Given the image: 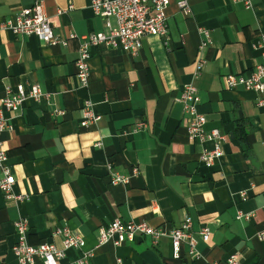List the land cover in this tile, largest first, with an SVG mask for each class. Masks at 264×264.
<instances>
[{
    "label": "crops",
    "instance_id": "crops-1",
    "mask_svg": "<svg viewBox=\"0 0 264 264\" xmlns=\"http://www.w3.org/2000/svg\"><path fill=\"white\" fill-rule=\"evenodd\" d=\"M41 1L52 34L66 44L0 32V98L18 84L41 92L38 101L28 98L3 112L11 125L1 139L13 192L28 197L15 202L0 191V264H18L10 247L19 218L28 223L31 245L62 248L61 236L52 233L57 227L80 234L82 249L93 252L86 264H114L116 256L123 264H226L231 255L236 264H264V107L256 105L255 91L225 82L229 74L247 76L261 62L251 43L264 33V0H253L250 9L233 0H189L187 15L170 0L167 46L146 35L135 56L104 44L91 47L86 87L75 76L77 37L103 31L104 20L91 0ZM33 2L0 0V21ZM199 28L210 38L201 50ZM199 55L205 65L194 77ZM188 83L198 91L206 129L226 137L211 166L199 161V152L212 143L187 137L179 96ZM87 100L99 119L82 126ZM137 123L144 127L133 131ZM110 169L126 182L112 184ZM238 212L249 219H237ZM185 216L193 233L210 229L196 244L197 258L186 246L173 258L166 237L155 247L142 236L117 247L96 246L98 229L114 217L168 231ZM79 254L67 249L59 264H75Z\"/></svg>",
    "mask_w": 264,
    "mask_h": 264
},
{
    "label": "built area",
    "instance_id": "built-area-1",
    "mask_svg": "<svg viewBox=\"0 0 264 264\" xmlns=\"http://www.w3.org/2000/svg\"><path fill=\"white\" fill-rule=\"evenodd\" d=\"M241 3L246 9L252 7L253 0H233ZM170 0H91L90 8L93 13L104 20V30L100 32L87 33L78 36L79 48L74 61L75 76L79 83L86 87L88 84L89 69L87 61L90 58V48L104 44L110 47H118L123 52L132 56L138 54L141 46V38L146 35H156L163 39L164 45L168 44L166 8ZM177 7L184 13H190L189 0H176ZM61 10L58 9L57 13ZM9 31L12 34L34 35L48 45L66 44L65 40L52 34L51 22L45 13L41 0H34L29 7L21 8L13 17L0 21V32ZM204 39L199 44V50L210 43L208 31L199 28ZM76 35H70L74 38ZM251 47L259 51L261 62L255 64L252 71L244 76L242 74H229L225 82L227 88L243 87L257 93L256 105L264 107V33L251 43ZM205 65V60L200 55L195 62L194 77H197ZM41 92L38 86L33 85L25 89L18 84L14 89L6 87L0 98V191L5 198L15 202L22 201L28 196L15 194L13 184L15 177L7 165V152L1 139V134L9 131L11 125L4 117V111H15L19 109L26 99L32 98L38 101ZM182 103V112L186 120V131L189 141L203 145L205 142L212 143L211 148L202 147L199 152V161L206 166H211L223 154L221 142L226 137L218 129H206V118L197 109L200 97L196 87L192 83L184 84L179 96ZM82 126H87L99 119L92 111L90 101H85L82 109ZM144 127V123H137L133 131ZM136 173V169L133 170ZM126 177L118 175L110 169V182L112 184L126 182ZM249 214L238 212L237 219H249ZM192 220L185 216L178 226L164 231L159 227L151 226L145 220H127L114 217L105 227L98 229L96 246L110 243L114 247L126 242H133L136 237H147L151 246H157L161 238L169 239L173 258H179L181 249L186 246L190 255L197 258L196 244L198 240H206L210 229L206 225L200 227L195 233L191 231ZM16 240L10 247V252L17 258L18 264H59L60 259L65 256L67 249L79 251L75 264H86L92 256V250H84V239L77 232L68 227H57L52 232L61 236L62 248H57L53 243L42 242L31 245L28 242L29 226L25 219L19 218L14 222ZM264 238V233L260 234ZM114 264H123L120 257L114 258ZM206 264H217L207 262ZM226 264H236V256L227 258Z\"/></svg>",
    "mask_w": 264,
    "mask_h": 264
},
{
    "label": "trees",
    "instance_id": "trees-1",
    "mask_svg": "<svg viewBox=\"0 0 264 264\" xmlns=\"http://www.w3.org/2000/svg\"><path fill=\"white\" fill-rule=\"evenodd\" d=\"M238 130H240V132H239L240 136L245 134L244 129H243V125H241V126L238 128Z\"/></svg>",
    "mask_w": 264,
    "mask_h": 264
}]
</instances>
